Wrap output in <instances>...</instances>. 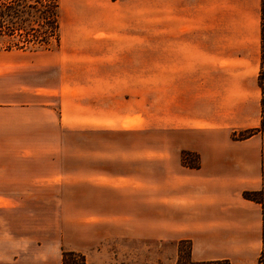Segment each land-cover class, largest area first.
Wrapping results in <instances>:
<instances>
[{
  "label": "crops",
  "instance_id": "1",
  "mask_svg": "<svg viewBox=\"0 0 264 264\" xmlns=\"http://www.w3.org/2000/svg\"><path fill=\"white\" fill-rule=\"evenodd\" d=\"M149 1L144 27V0H58L55 47L0 50V195L60 196L37 231L54 238L0 251V264H61L62 248L111 264L104 244L144 241L258 264L264 0ZM83 130L98 152L48 149L80 145Z\"/></svg>",
  "mask_w": 264,
  "mask_h": 264
},
{
  "label": "rangeland",
  "instance_id": "2",
  "mask_svg": "<svg viewBox=\"0 0 264 264\" xmlns=\"http://www.w3.org/2000/svg\"><path fill=\"white\" fill-rule=\"evenodd\" d=\"M3 19H0V27L4 24L3 22L7 23L6 19ZM143 26H150L149 0H144ZM35 34L36 33L29 31L28 38L31 40V36ZM10 40L12 39L5 36L0 37V47L3 48L7 46L11 42ZM50 47L53 48L54 44H50ZM0 50L13 51L14 49ZM73 133H78L74 137L79 138L80 145L48 149L54 150L55 153L60 152L80 156H85L88 149L91 150V154L96 151L98 152L96 146H86V130ZM240 134H243V132L234 135L239 136ZM96 137L102 136L97 135ZM66 138L70 137L67 136ZM79 163L80 166L84 165L83 167H86L85 162ZM59 197L60 196L54 194L40 196V198L39 196L0 195V251L16 252L20 250H38L41 243L39 240H45L48 237L53 239L55 236L54 233L47 236V234L39 235L37 231L38 225L44 224L50 226L56 221L57 211L55 206L57 204L56 199ZM38 199H43L42 201L47 204L49 208L47 211H39L37 209L36 202H39ZM29 200H31V203ZM103 247L116 254L113 259L107 260L111 264H189V262H192L189 259L190 243L187 241H180L176 244L171 242L151 241H144L141 243L127 242L126 244L110 242L104 244ZM62 250L67 249L62 248L61 251ZM83 255L85 256L86 263V255Z\"/></svg>",
  "mask_w": 264,
  "mask_h": 264
},
{
  "label": "trees",
  "instance_id": "3",
  "mask_svg": "<svg viewBox=\"0 0 264 264\" xmlns=\"http://www.w3.org/2000/svg\"><path fill=\"white\" fill-rule=\"evenodd\" d=\"M6 22L0 27V37L12 40L4 50L37 51L50 49V44L57 45L58 34V2L57 0H0V19ZM3 19V20H4ZM1 25V24H0ZM38 28V29H37ZM29 31L36 33L31 36ZM255 132H243L239 136L233 135L234 140L251 137ZM184 166L197 168V156L184 152L181 155ZM243 198L262 204L260 192H244ZM188 244V243H187ZM259 264H264V231L262 233V251L258 258ZM61 264H86L85 256L68 250L61 251ZM189 264H229L227 260L210 262H189Z\"/></svg>",
  "mask_w": 264,
  "mask_h": 264
}]
</instances>
